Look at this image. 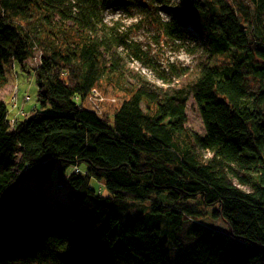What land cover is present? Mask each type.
Segmentation results:
<instances>
[{
	"label": "trees",
	"instance_id": "obj_1",
	"mask_svg": "<svg viewBox=\"0 0 264 264\" xmlns=\"http://www.w3.org/2000/svg\"><path fill=\"white\" fill-rule=\"evenodd\" d=\"M131 10L206 60L149 81L105 19ZM36 51L33 113L11 125L0 97V264H264V0H0V89ZM102 83L124 95L110 117L85 106Z\"/></svg>",
	"mask_w": 264,
	"mask_h": 264
},
{
	"label": "rangeland",
	"instance_id": "obj_2",
	"mask_svg": "<svg viewBox=\"0 0 264 264\" xmlns=\"http://www.w3.org/2000/svg\"><path fill=\"white\" fill-rule=\"evenodd\" d=\"M161 18L163 15L158 13ZM105 19L108 23L114 21L119 22L122 26L130 29L131 40L139 44L141 49L140 61L130 60L128 65L141 75H144L149 81L158 86H165L167 83H178L180 71L186 69L192 71L196 65L201 61H205L207 56L201 50L195 51L194 42L188 39L182 41L171 42L167 41L165 37H159L154 26L151 24V19L144 20L139 10H131L127 12H111L105 13ZM141 22V23H140ZM188 37H193L199 41L198 34L190 27L186 29ZM38 52H34L33 57L26 61L28 71H21L18 66H10L6 68L8 83L0 89V97L7 105L9 118L16 123L18 118L24 117L33 113L36 104V84L33 74V68L38 63ZM167 82V83H166ZM124 95L115 88L109 86L107 83H102L95 91L85 99V106L100 116H111L113 111L119 106ZM187 126L193 131L202 134L203 125L199 114L198 107L190 97L186 104ZM71 170H68L69 173ZM57 179V172L52 174V181ZM100 193L105 194L102 186ZM57 194H61L59 191ZM60 200V199H59ZM137 209V208H136ZM130 207L127 214L130 217L141 216L139 211ZM139 210V209H137ZM198 223L218 227V229L225 230V224L219 219H212L210 211L204 218L198 219ZM187 220L182 225V230L185 231L188 224ZM182 232V233H181ZM177 234L178 243L174 245L169 243L167 251L169 253L170 261H174L178 253L184 252L187 247H191L193 241L187 239L185 233L181 231Z\"/></svg>",
	"mask_w": 264,
	"mask_h": 264
},
{
	"label": "built area",
	"instance_id": "obj_3",
	"mask_svg": "<svg viewBox=\"0 0 264 264\" xmlns=\"http://www.w3.org/2000/svg\"><path fill=\"white\" fill-rule=\"evenodd\" d=\"M11 66L13 67L14 65L12 64ZM93 91H95V90H92V92H93ZM11 122H13V121L11 120ZM10 124H11V123H10Z\"/></svg>",
	"mask_w": 264,
	"mask_h": 264
}]
</instances>
